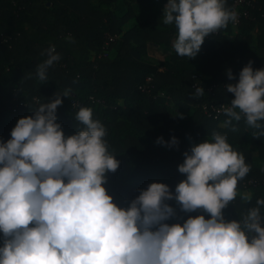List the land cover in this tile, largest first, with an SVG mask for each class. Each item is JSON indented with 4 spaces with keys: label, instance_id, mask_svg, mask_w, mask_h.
Returning a JSON list of instances; mask_svg holds the SVG:
<instances>
[{
    "label": "trees",
    "instance_id": "16d2710c",
    "mask_svg": "<svg viewBox=\"0 0 264 264\" xmlns=\"http://www.w3.org/2000/svg\"><path fill=\"white\" fill-rule=\"evenodd\" d=\"M246 1L251 6L243 7L246 15L237 25L229 21L206 36L196 57L188 58L172 46L176 28L163 23L168 0H0V80L9 74L17 80L16 86L0 85V140L10 139L18 119L32 116L39 104L70 90L57 107V123L66 137L73 135L83 127L75 119L79 109H92L93 119L106 127L109 151L120 161L115 172L106 173L104 187L119 207L127 208L153 182L167 184L174 194L186 179L178 171L183 154L213 132L226 133L250 165L237 185L250 199L237 195L222 209L226 220H239L264 198V121L255 128L242 115L225 127L228 117L217 109L234 99L226 85L238 83L249 61L254 70L264 68V0ZM234 2L226 0L225 7L234 10ZM50 46L60 59L41 81L37 68ZM150 46L171 49L170 63H152ZM229 69L234 79H228ZM197 86L203 95L195 94ZM173 136L177 146L157 143L158 137L167 142ZM166 203L176 212L169 224L210 216L202 209L186 213L175 199Z\"/></svg>",
    "mask_w": 264,
    "mask_h": 264
},
{
    "label": "clouds",
    "instance_id": "9594fccd",
    "mask_svg": "<svg viewBox=\"0 0 264 264\" xmlns=\"http://www.w3.org/2000/svg\"><path fill=\"white\" fill-rule=\"evenodd\" d=\"M225 5L226 0H168L162 18L177 30L175 52L194 58L206 36L235 22L237 12ZM59 59L50 46L37 68L41 81ZM226 75L234 79L230 69ZM226 90L234 99L223 107L224 126L243 115L248 125L261 128L264 68L254 70L249 61ZM69 92L39 104L32 116L18 119L10 139L0 140V264H264V198L239 220L222 213L250 172L226 133L213 132L183 154L178 171L186 179L174 194L167 184L153 182L127 208L119 207L104 187L106 173L120 165L109 151L105 125L89 107L77 112L83 127L75 134L66 137L57 123V107ZM195 94L203 95V87ZM157 143L173 147L179 141L158 137ZM173 199L186 213L202 209L210 216L169 224L176 212L166 201Z\"/></svg>",
    "mask_w": 264,
    "mask_h": 264
},
{
    "label": "rangeland",
    "instance_id": "374dc122",
    "mask_svg": "<svg viewBox=\"0 0 264 264\" xmlns=\"http://www.w3.org/2000/svg\"><path fill=\"white\" fill-rule=\"evenodd\" d=\"M167 5V4H165ZM171 49H165L163 47H154V46H150L149 50H148V59L156 64L159 65L161 67H165L167 64H169V57L171 55ZM17 84V80L15 78V75H5L1 78L0 80V85L3 87H6L7 85H12V86H16ZM172 107L174 108V115H177V113L181 114L180 110H178V108H176V106H174V104H172ZM105 117V116H104ZM128 128H132L129 123L127 124ZM256 146H254L253 144L250 145V148L252 149L255 159L257 161V151H256ZM239 196L245 197V196H249V193L247 191L244 192H237ZM1 243L3 244V237L1 238ZM1 244V245H2Z\"/></svg>",
    "mask_w": 264,
    "mask_h": 264
},
{
    "label": "built area",
    "instance_id": "2783aa9c",
    "mask_svg": "<svg viewBox=\"0 0 264 264\" xmlns=\"http://www.w3.org/2000/svg\"><path fill=\"white\" fill-rule=\"evenodd\" d=\"M245 6H251V3L246 1V0H235L234 2V11L237 12V18L236 21L233 22L234 25H237L242 18L243 15H246L245 12L242 11L243 7ZM228 104H223L220 108L217 109V112L220 114L223 111V107L229 105Z\"/></svg>",
    "mask_w": 264,
    "mask_h": 264
},
{
    "label": "crops",
    "instance_id": "0c3cea01",
    "mask_svg": "<svg viewBox=\"0 0 264 264\" xmlns=\"http://www.w3.org/2000/svg\"><path fill=\"white\" fill-rule=\"evenodd\" d=\"M239 190H237V192H238ZM240 192V191H239ZM238 195V194H237Z\"/></svg>",
    "mask_w": 264,
    "mask_h": 264
}]
</instances>
